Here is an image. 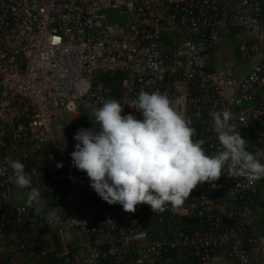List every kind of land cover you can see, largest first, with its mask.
<instances>
[{
	"label": "built area",
	"instance_id": "1",
	"mask_svg": "<svg viewBox=\"0 0 264 264\" xmlns=\"http://www.w3.org/2000/svg\"><path fill=\"white\" fill-rule=\"evenodd\" d=\"M230 34L232 63L215 67ZM0 36V264H264V179L224 175L179 210L126 213L70 155L103 101L142 119L141 90L184 97L210 155L224 109L264 151V0H0ZM16 159L37 170L38 202L9 181Z\"/></svg>",
	"mask_w": 264,
	"mask_h": 264
},
{
	"label": "clouds",
	"instance_id": "2",
	"mask_svg": "<svg viewBox=\"0 0 264 264\" xmlns=\"http://www.w3.org/2000/svg\"><path fill=\"white\" fill-rule=\"evenodd\" d=\"M184 103L182 96L141 90L133 107L142 116L138 119L131 113L122 115L118 100L103 101L94 112L98 127L81 128L74 135L73 166L87 174L91 188L104 202L119 204L126 213H135L143 204L154 213L168 206L179 210L198 186L209 183L215 188L224 175L250 183L264 179V151L247 149V140L231 123L236 119L232 111L211 113L219 149L210 155L205 141L194 139L197 131ZM8 165L13 170L9 181L30 189V204L38 202L39 190L32 187L37 170L26 172L19 159L9 160Z\"/></svg>",
	"mask_w": 264,
	"mask_h": 264
},
{
	"label": "crops",
	"instance_id": "3",
	"mask_svg": "<svg viewBox=\"0 0 264 264\" xmlns=\"http://www.w3.org/2000/svg\"><path fill=\"white\" fill-rule=\"evenodd\" d=\"M235 42H237V41L236 40L234 41L233 35L230 34L226 38L224 44L217 51H215L216 53H213V57H214V61H215V67H219L222 64H224V62H223L224 60L228 61L229 63H232V54H233V52H231L230 47L232 46L233 47L232 50L235 51V48H236V43ZM219 62H220V64H219ZM217 63L219 65H216ZM235 65H236V63H234L233 66H235ZM237 65L239 66L238 63H237ZM237 65H236V68H237ZM243 70H244V67H243ZM65 132L70 135V134H72L73 131H72V128L69 126V128ZM262 204L263 203H260L258 205V207L259 208L264 207V206H262Z\"/></svg>",
	"mask_w": 264,
	"mask_h": 264
},
{
	"label": "rangeland",
	"instance_id": "4",
	"mask_svg": "<svg viewBox=\"0 0 264 264\" xmlns=\"http://www.w3.org/2000/svg\"><path fill=\"white\" fill-rule=\"evenodd\" d=\"M239 39H243L242 37H240ZM2 42V37L0 36V43ZM230 49H231V52H234L232 49H233V47L231 46L230 47ZM219 64H220V62H219ZM218 63L216 64V65H219ZM213 66H215V63H214V65ZM246 67V66H245ZM86 125V127L88 128V129H91V128H93V127H95V125L93 124V123H91V122H88V123H86L85 124ZM56 131H57V133H58V136L60 137V138H63L64 137V135H65V131H64V129H63V127L61 126V125H58V126H56ZM89 202V200L88 199H86V198H83V197H81L80 198V200H79V203L81 204V205H83V204H87ZM264 211V210H263ZM263 211H260V212H263Z\"/></svg>",
	"mask_w": 264,
	"mask_h": 264
},
{
	"label": "trees",
	"instance_id": "5",
	"mask_svg": "<svg viewBox=\"0 0 264 264\" xmlns=\"http://www.w3.org/2000/svg\"><path fill=\"white\" fill-rule=\"evenodd\" d=\"M262 206H264V204H262ZM264 207H261V209H263Z\"/></svg>",
	"mask_w": 264,
	"mask_h": 264
}]
</instances>
